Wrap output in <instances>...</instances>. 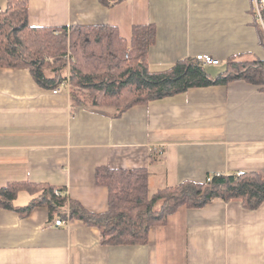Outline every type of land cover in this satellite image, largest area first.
Segmentation results:
<instances>
[{
    "label": "crops",
    "instance_id": "obj_1",
    "mask_svg": "<svg viewBox=\"0 0 264 264\" xmlns=\"http://www.w3.org/2000/svg\"><path fill=\"white\" fill-rule=\"evenodd\" d=\"M7 8L0 0V11ZM28 13L32 27L109 26L128 43L135 26H153V72L199 54L224 66L206 67L212 76L232 57L264 61L252 0H28ZM102 167L148 169L152 192L264 171V87L239 80L121 114L112 106L72 113L68 89L54 94L29 70L0 68V188L48 184L101 214L108 210V191L96 183ZM27 195L15 205L27 206ZM57 220L46 208L26 217L0 208V264H264V203L255 210L220 200L183 207L136 246H106L96 227L70 219L56 227Z\"/></svg>",
    "mask_w": 264,
    "mask_h": 264
},
{
    "label": "trees",
    "instance_id": "obj_2",
    "mask_svg": "<svg viewBox=\"0 0 264 264\" xmlns=\"http://www.w3.org/2000/svg\"><path fill=\"white\" fill-rule=\"evenodd\" d=\"M101 1L110 6L123 0ZM155 40L153 26H135L130 43L109 26L32 27L28 0H8V8L0 11V68L29 70L37 85L47 90L68 84L72 113L79 107L112 106L121 114L192 88L239 80L264 87V61L241 57H232L226 71L217 76L194 59L153 72L149 51ZM149 180L150 171L145 168H99L96 183L108 191V210L101 214L90 213L70 200L63 188L31 182L0 188V208L22 217L46 208L50 220H81L100 231L104 245L118 247L146 245L150 230L166 224L183 207L201 209L220 200L240 202L245 209L255 210L264 203V171L212 175L201 184L183 183L155 192H151ZM24 192L32 200L27 206H16Z\"/></svg>",
    "mask_w": 264,
    "mask_h": 264
},
{
    "label": "built area",
    "instance_id": "obj_3",
    "mask_svg": "<svg viewBox=\"0 0 264 264\" xmlns=\"http://www.w3.org/2000/svg\"><path fill=\"white\" fill-rule=\"evenodd\" d=\"M254 7H255V18L256 21L260 24L261 28L264 31V0H252ZM194 60L198 62L200 65L203 67H218L221 66V62L218 59H215L211 55H206V54H199L197 55ZM69 85L68 84H63L62 87L53 90L54 94L59 93L63 89H68ZM245 173H239L238 176H243ZM219 176V174H217ZM58 193V192H57ZM59 194V193H58ZM67 223H69V220H63V219H58L55 222L56 227H64L67 226Z\"/></svg>",
    "mask_w": 264,
    "mask_h": 264
},
{
    "label": "rangeland",
    "instance_id": "obj_4",
    "mask_svg": "<svg viewBox=\"0 0 264 264\" xmlns=\"http://www.w3.org/2000/svg\"><path fill=\"white\" fill-rule=\"evenodd\" d=\"M68 54H70V53H68ZM223 67H224V66H223V65H221V66H218V67H212V68H214V69H216V70H221V69L223 70V69H224ZM212 68H211V69H212ZM209 71H210L211 73H213V71H214V70H210V69H209ZM151 190L153 191V190H154V188H153V187H151ZM152 191H151V192H152ZM27 196H29V195H27ZM29 197H30V198H31V200H32V197H31V196H29ZM30 198H28V201H30Z\"/></svg>",
    "mask_w": 264,
    "mask_h": 264
}]
</instances>
